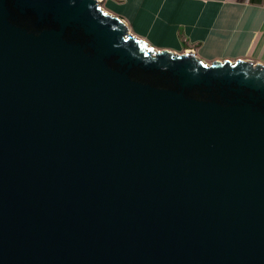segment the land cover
<instances>
[{"label": "water", "instance_id": "obj_1", "mask_svg": "<svg viewBox=\"0 0 264 264\" xmlns=\"http://www.w3.org/2000/svg\"><path fill=\"white\" fill-rule=\"evenodd\" d=\"M0 264H264V66L0 0Z\"/></svg>", "mask_w": 264, "mask_h": 264}, {"label": "crops", "instance_id": "obj_2", "mask_svg": "<svg viewBox=\"0 0 264 264\" xmlns=\"http://www.w3.org/2000/svg\"><path fill=\"white\" fill-rule=\"evenodd\" d=\"M131 35L156 51L194 53L206 64L264 66V6L258 0H99Z\"/></svg>", "mask_w": 264, "mask_h": 264}, {"label": "built area", "instance_id": "obj_3", "mask_svg": "<svg viewBox=\"0 0 264 264\" xmlns=\"http://www.w3.org/2000/svg\"><path fill=\"white\" fill-rule=\"evenodd\" d=\"M258 1H260L262 3V5L264 6V0H258Z\"/></svg>", "mask_w": 264, "mask_h": 264}, {"label": "bare ground", "instance_id": "obj_4", "mask_svg": "<svg viewBox=\"0 0 264 264\" xmlns=\"http://www.w3.org/2000/svg\"><path fill=\"white\" fill-rule=\"evenodd\" d=\"M99 1V0H98Z\"/></svg>", "mask_w": 264, "mask_h": 264}, {"label": "rangeland", "instance_id": "obj_5", "mask_svg": "<svg viewBox=\"0 0 264 264\" xmlns=\"http://www.w3.org/2000/svg\"><path fill=\"white\" fill-rule=\"evenodd\" d=\"M102 7V6H101Z\"/></svg>", "mask_w": 264, "mask_h": 264}]
</instances>
